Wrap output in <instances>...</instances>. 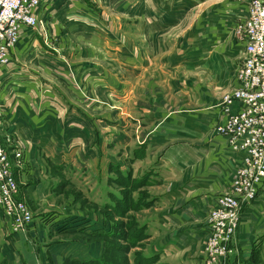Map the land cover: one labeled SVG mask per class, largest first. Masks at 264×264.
<instances>
[{
    "label": "crops",
    "instance_id": "1",
    "mask_svg": "<svg viewBox=\"0 0 264 264\" xmlns=\"http://www.w3.org/2000/svg\"><path fill=\"white\" fill-rule=\"evenodd\" d=\"M95 1L98 7L94 8L87 0H40L35 10L56 38L54 48L66 52L64 56L73 64L79 88L55 73L62 54H40L38 31L29 27H25L10 48L7 63L0 64V140L8 153L10 169L18 176L19 173L22 176L45 174L52 163L57 166L62 160L77 162L79 154L89 147L87 126L71 112L65 114V110L101 105V60L111 54L115 56V52L123 53L125 58L126 53L131 54L130 26L136 25L141 42L143 103L179 102V113L174 118L178 119L186 137L199 140L204 137L202 133L211 130L212 137L206 138L204 144L189 145L185 157H191L188 160L192 169L190 180H199L190 181L186 196L198 195L195 198L200 202L195 203L193 212L189 207L186 210L194 213L200 204L208 209L215 195L226 187L231 169L228 162L241 154L228 149L230 155H226L225 137L217 133L218 136L214 130L224 116L217 104L219 93L235 87V68L243 57L240 40V60L228 71L225 51L231 39L227 26L240 21V5L235 0ZM150 63L163 64L166 72L173 73L165 82L172 92L170 96L162 91L159 77L156 81L148 79L150 74L147 76L143 69ZM109 64L117 66L115 61ZM28 67L33 70L28 71ZM37 69L47 73L45 77L49 81L35 77L32 71ZM147 111L152 114L151 109ZM163 117L161 111L151 115L153 120ZM183 119L190 121L191 126ZM18 149L21 156H13V150ZM89 163L84 165L91 172ZM20 194L18 191V197ZM202 213L203 210L188 217L189 222L200 221ZM170 215L168 222L174 224L173 214ZM239 216L232 241L234 249L220 264H264V185L251 201L241 205ZM7 224L0 207V261L16 264L15 235L9 232ZM189 224L190 232L196 229L197 224ZM172 234L174 238L176 234ZM19 238L23 257L24 248L30 246L31 260L40 261L41 251L35 242L29 243L32 241L28 231Z\"/></svg>",
    "mask_w": 264,
    "mask_h": 264
},
{
    "label": "rangeland",
    "instance_id": "2",
    "mask_svg": "<svg viewBox=\"0 0 264 264\" xmlns=\"http://www.w3.org/2000/svg\"><path fill=\"white\" fill-rule=\"evenodd\" d=\"M87 3L98 7L95 0H87ZM43 28L44 31L37 34L40 54H62L55 73L64 76L74 88H79L80 81L73 64L64 56L66 52L54 48L56 38L45 28L44 22ZM236 28V24L229 23L227 26L231 39L225 51L228 71L241 57ZM130 31L131 54L126 53L125 58L123 53L120 56L119 52H115V56L111 54L106 60H101V105L65 110V114L71 112L79 117L88 131L89 147L79 154L75 165L62 160L57 166L52 163L45 174L28 173L22 176L19 173L18 176L10 169L9 163L10 174L21 193V204L30 214V220L25 224L32 241L29 243L35 242L42 254L40 261L31 260L29 253L32 248L28 246L23 250V257L19 250L22 231L13 229L6 215L8 230L15 235L16 264H219V259L212 262L208 257L211 251L207 239L210 233L208 211L211 206L207 209L200 204L194 213L186 210L189 207V211L193 212L195 203H200L195 198L198 195L186 196L190 183L199 181L197 178L190 180L192 169L188 160L191 157L185 158L188 156L186 150L189 145L204 144L206 138L212 137L211 130L202 133L204 137L199 140L186 137L178 119L174 118L179 113V102L143 103L141 42L137 26H130ZM114 61L117 63L115 67L109 64ZM144 66L145 74H150L148 79L156 81L159 77V84L163 83L162 91L170 96L172 92H169L165 82L173 73L166 72L163 64ZM27 70L33 69L28 67ZM32 72L35 77L49 81L43 70ZM229 90L219 93L218 100ZM150 109L152 114L161 111L164 117L153 120L152 114L147 111ZM183 121L191 126L190 121ZM16 151L21 156L20 149L13 150V156ZM224 151L230 155L227 146ZM230 161L225 190L229 188L227 181L235 165L233 159ZM86 162L91 172L85 169ZM223 189L221 191H225ZM253 198L240 203L234 235L241 205ZM202 210L200 221L189 222L188 217ZM170 213L174 215V224L168 222ZM189 223L197 224L196 229L190 232ZM173 232L176 234L174 238ZM231 248L234 249L233 242L232 245L224 244V249ZM225 257L221 263H224ZM0 264H6L5 260Z\"/></svg>",
    "mask_w": 264,
    "mask_h": 264
},
{
    "label": "built area",
    "instance_id": "3",
    "mask_svg": "<svg viewBox=\"0 0 264 264\" xmlns=\"http://www.w3.org/2000/svg\"><path fill=\"white\" fill-rule=\"evenodd\" d=\"M240 5L237 36L243 43V57L235 68L237 84L217 102L224 114L214 126L225 137L230 152H241L229 179V188L218 193L208 211L211 251L209 259L219 264L232 245L237 210L242 201L254 197L264 185V0H235ZM40 0H0V64L7 63L10 48L25 27L44 31L43 19L35 13ZM19 156V152L14 153ZM5 149L0 142V207L13 229L24 233L29 211L17 195ZM229 248V247H228Z\"/></svg>",
    "mask_w": 264,
    "mask_h": 264
}]
</instances>
